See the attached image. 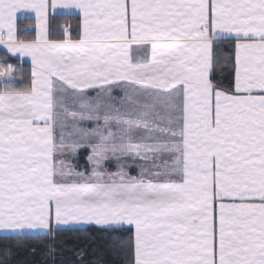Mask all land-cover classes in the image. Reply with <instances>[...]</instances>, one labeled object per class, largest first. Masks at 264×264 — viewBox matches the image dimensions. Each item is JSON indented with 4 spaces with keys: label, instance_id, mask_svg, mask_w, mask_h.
<instances>
[{
    "label": "snow or ice",
    "instance_id": "snow-or-ice-1",
    "mask_svg": "<svg viewBox=\"0 0 264 264\" xmlns=\"http://www.w3.org/2000/svg\"><path fill=\"white\" fill-rule=\"evenodd\" d=\"M0 46L31 65L0 56V233L96 226L117 264H264V0H0Z\"/></svg>",
    "mask_w": 264,
    "mask_h": 264
},
{
    "label": "trees",
    "instance_id": "trees-1",
    "mask_svg": "<svg viewBox=\"0 0 264 264\" xmlns=\"http://www.w3.org/2000/svg\"><path fill=\"white\" fill-rule=\"evenodd\" d=\"M26 20L18 22L20 28L27 24ZM79 19L71 15H52V24L58 28H67L73 35L76 34ZM21 36L26 35L21 32ZM32 35V34H31ZM30 36V35H28ZM225 52L231 49L225 45ZM0 56H7L8 62L25 71L30 69L18 60L11 58L0 51ZM217 76L227 86L231 79V69L223 67L217 72ZM87 152L81 151L79 164H85ZM117 235L112 232L99 230L96 226L64 230L55 237L44 239H21L17 241L8 235L0 236V261L3 264H117L118 258L112 255L109 239ZM119 235H126L123 231ZM55 248V256L46 254L47 246ZM11 246L12 252H8Z\"/></svg>",
    "mask_w": 264,
    "mask_h": 264
},
{
    "label": "crops",
    "instance_id": "crops-1",
    "mask_svg": "<svg viewBox=\"0 0 264 264\" xmlns=\"http://www.w3.org/2000/svg\"><path fill=\"white\" fill-rule=\"evenodd\" d=\"M52 15H73V16H77L78 17V14L74 13V12H71V11H67V10H61V9H57L55 11V13H52ZM21 20H26V22H28L27 24H25L21 29H26V28H29L30 26L34 25L35 21L34 19H31V18H26V17H21L19 21ZM64 29V28H63ZM25 33L26 35H30V36H33L34 35V32L33 31H29V32H23ZM32 34V35H31ZM0 51L6 53L7 55H9L11 58L15 59V60H18L20 63H23L25 64L29 69H30V59L29 58H23L21 59L20 57L18 56H12L10 53H7L6 49L3 48V46H0ZM80 167H84L85 164H79ZM135 174V173H133ZM83 227H87V226H82V227H79V228H83ZM3 235H8V234H5V233H0V236H3Z\"/></svg>",
    "mask_w": 264,
    "mask_h": 264
},
{
    "label": "rangeland",
    "instance_id": "rangeland-1",
    "mask_svg": "<svg viewBox=\"0 0 264 264\" xmlns=\"http://www.w3.org/2000/svg\"><path fill=\"white\" fill-rule=\"evenodd\" d=\"M81 165V164H80Z\"/></svg>",
    "mask_w": 264,
    "mask_h": 264
}]
</instances>
